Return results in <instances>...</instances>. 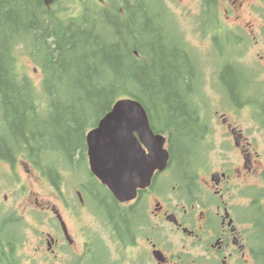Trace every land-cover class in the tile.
I'll return each instance as SVG.
<instances>
[{"label": "trees", "instance_id": "1", "mask_svg": "<svg viewBox=\"0 0 264 264\" xmlns=\"http://www.w3.org/2000/svg\"><path fill=\"white\" fill-rule=\"evenodd\" d=\"M202 3L201 18L218 26L219 0ZM171 17L167 0H0V157L25 153L48 176L87 178L86 133L131 97L156 131L169 134L173 160H187L208 132L193 100L203 75L198 52L169 28ZM213 42L221 56L240 38L218 34ZM19 51L41 70V88L20 72ZM229 66L219 67V94L241 106L242 77Z\"/></svg>", "mask_w": 264, "mask_h": 264}, {"label": "flooded vegetation", "instance_id": "2", "mask_svg": "<svg viewBox=\"0 0 264 264\" xmlns=\"http://www.w3.org/2000/svg\"><path fill=\"white\" fill-rule=\"evenodd\" d=\"M244 3L231 0L225 9L227 17L234 16L226 21L233 33L251 28L236 15ZM234 64L244 65L241 58ZM234 64L229 67L243 82ZM257 65L264 68L261 54L246 64ZM249 120L262 150L254 147L253 153L238 122L222 116L224 138H240L235 156L224 153L217 159L213 151L200 154L196 148L187 160H170L165 171H157L134 201L115 207L86 201L96 193L94 184H82L75 198H68L62 182L48 180L29 159L3 154L0 264H264V242L256 244L252 237L264 226V198L255 196L256 190L264 191V112H251ZM173 164L190 169L182 173ZM6 175L13 181L5 184Z\"/></svg>", "mask_w": 264, "mask_h": 264}, {"label": "water", "instance_id": "3", "mask_svg": "<svg viewBox=\"0 0 264 264\" xmlns=\"http://www.w3.org/2000/svg\"><path fill=\"white\" fill-rule=\"evenodd\" d=\"M87 143L93 174L121 202L134 199L137 189L146 187L168 161L166 139L154 135L146 111L135 100L117 102L88 134Z\"/></svg>", "mask_w": 264, "mask_h": 264}, {"label": "rangeland", "instance_id": "4", "mask_svg": "<svg viewBox=\"0 0 264 264\" xmlns=\"http://www.w3.org/2000/svg\"><path fill=\"white\" fill-rule=\"evenodd\" d=\"M244 1L245 3L243 9L240 12H236V15L240 17L243 26H250L251 28L246 27V29L248 30H238V36L240 38L249 36V39L248 44L245 45V48L242 45L235 47L234 54H236L237 58L240 57L242 59V62L246 66V64L248 65L254 63V58L256 54H264V18L259 12L255 10V6L260 5L259 0ZM199 3V0H169V7L173 12L174 16H176L181 26L174 20L173 17L169 19L168 25L170 29H175L177 27V30L181 31L184 34L187 42L189 43L188 45L190 46V48L195 52H200L201 54H203L206 60V56L213 55V51L215 52V49L214 45L210 43L207 38L204 37L201 31V27L203 26L204 22L201 19L202 13L199 8ZM229 3H231V0H219V11L221 12V14H223V18H226V21L234 20V16L231 17L230 15L229 17H227V14L224 12L225 9H228ZM252 4H254V7L252 6ZM250 38L253 39L251 42ZM234 45L235 44L232 43V46ZM230 48L231 47L228 46L227 52ZM24 54V51H19L17 53L20 71L23 74L29 76L36 87L41 88L43 75L39 69H36L37 67L34 65L30 57ZM210 61L212 63L215 62V57H211ZM204 64L207 68L208 64L206 62H204ZM247 67L252 68V66ZM262 80H264V75L262 76ZM210 89L212 90L213 94L211 96L212 99H210L208 106L205 107L209 115L212 116L214 112L223 109L229 114L231 119L236 120L238 122L236 123L238 128L243 130L246 134L249 133L248 136H250L251 133L254 131L253 123L249 121V119H241L242 115L232 110L227 103H224L221 95L218 93L217 85L210 87ZM218 127L219 125L216 122H213V132H215ZM255 132L257 133V131ZM255 132H253L252 134L253 137L256 136ZM260 149L262 148L260 147ZM75 183V178L68 175L65 181V189L68 194L69 192L71 193L73 191ZM35 190H38V187H35ZM46 192L50 193L51 190L46 189ZM10 201L11 200H9V202ZM29 224L35 225V227H42L41 223L37 224L34 221L29 222ZM18 229H23V226H18Z\"/></svg>", "mask_w": 264, "mask_h": 264}]
</instances>
